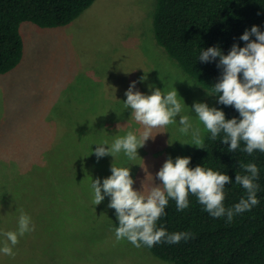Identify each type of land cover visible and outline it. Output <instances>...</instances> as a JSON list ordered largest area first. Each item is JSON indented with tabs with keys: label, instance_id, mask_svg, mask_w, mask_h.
<instances>
[{
	"label": "rangeland",
	"instance_id": "374dc122",
	"mask_svg": "<svg viewBox=\"0 0 264 264\" xmlns=\"http://www.w3.org/2000/svg\"><path fill=\"white\" fill-rule=\"evenodd\" d=\"M154 2L95 0L65 26L22 23L23 60L0 73V191L5 195L4 184L24 174L28 160L37 161L42 168L20 180H32L31 188L37 190L28 209L34 225L51 204V240L35 241L45 238L37 230L23 240L26 233L13 248L14 256L0 253V264H172L146 246L118 241L115 209L108 207L111 198L95 205L90 188L93 179L102 184L111 176L114 164L131 168L133 187L146 193L161 183L156 174L169 157H190L200 149L189 145L191 134L179 132L178 115L175 124L152 130L155 139L147 140L135 160L123 152L97 159V144L110 145L128 131L140 135L144 130L124 105L133 81L135 90L145 94H151L150 85L163 91L176 88L184 103L182 114L201 128L204 141L209 134L191 107L196 102L216 107L217 97L157 41ZM47 178L51 197L43 199L39 187L41 181L48 185ZM4 240L0 235V247Z\"/></svg>",
	"mask_w": 264,
	"mask_h": 264
},
{
	"label": "trees",
	"instance_id": "16d2710c",
	"mask_svg": "<svg viewBox=\"0 0 264 264\" xmlns=\"http://www.w3.org/2000/svg\"><path fill=\"white\" fill-rule=\"evenodd\" d=\"M94 1L0 0V73L13 70L23 60V22L32 21L41 27L65 26L77 19ZM153 25L159 44L203 88L213 92L214 84L222 76V69L217 67L219 57L215 61L202 62L199 60L201 52L215 46L228 54L234 44L245 46L246 42L239 38L252 26H259L264 32V0H155ZM250 39L255 40V36ZM216 97V107L225 112L226 119L241 118L234 106L222 105ZM222 137L223 133L212 140L209 132L204 149L190 155V167H211L228 174L232 183L225 188L227 197L224 203L230 207L247 195L246 190L235 183L237 172L246 174L240 163H255L259 168L256 181L259 184V204L251 211L235 215L229 223L226 217L213 218L194 195H189V207L183 211H178L175 201L170 199L166 214L157 222V227L163 226L169 233L187 231L191 238L176 244L165 241L151 248L146 246L155 256L172 264H264V153L257 150L248 155L241 151L245 147L243 142L236 152H229L230 144H222ZM36 162L33 164L28 160L26 164L29 166L21 171L24 172L22 176L31 174L36 168L41 169ZM19 174L12 176L8 185L4 184L6 196L0 191V235L16 231L22 213L31 217L28 209L32 210L37 190L31 188L32 180L23 182ZM47 182L48 185L41 181L39 187L44 191L43 199L51 197V179L47 178ZM49 202V199L43 200V204ZM45 210L47 214L37 216L35 223V230L45 238L35 237V241L51 240V204ZM116 225L119 226L118 219Z\"/></svg>",
	"mask_w": 264,
	"mask_h": 264
},
{
	"label": "clouds",
	"instance_id": "9594fccd",
	"mask_svg": "<svg viewBox=\"0 0 264 264\" xmlns=\"http://www.w3.org/2000/svg\"><path fill=\"white\" fill-rule=\"evenodd\" d=\"M253 36L255 40L250 39ZM239 39L246 42L244 47L234 44L228 54H224L219 47H209L201 52L199 60L210 62L219 57L217 67L222 69V76L214 84V95L218 96V103L234 106L241 118L226 119L223 110L202 102L194 103L191 109L210 132L212 140L223 133L220 142L230 144L229 152H236L243 142L245 147L241 151L252 155L257 150L264 153V32L260 31L259 26H252ZM142 80H147V76ZM136 83L133 81L126 91L124 105L132 110V117L144 126V130L140 135L128 131L125 136L115 138L110 145L108 141L97 144L99 146L94 154L98 160L107 155L115 158L121 152L129 160H135L138 150L145 146L147 140L155 139L152 130L175 124L178 115L179 132L185 136L191 134L192 142L189 145L204 149L201 128L193 125L189 115L182 114L184 103L178 99L176 88L163 91L150 85L151 94H145L135 90ZM191 159L177 157L173 160L169 157L156 174L161 183L146 193L133 187L135 180L128 167L113 164L111 176L104 178L102 184L99 178L93 179L90 185L93 204H101L106 196L111 198L108 207L115 209L118 219L119 226L115 228L118 241L126 239L137 248L142 245L151 248L165 241L176 244L190 239L191 233L187 231L169 233L165 227H157V222L166 214L170 199L175 201L178 211H183L189 207V195H194L213 218L226 217L229 223L235 215L251 211L259 204V184L256 183L259 168L255 163H240V168L246 174L237 172L235 183L241 185L247 195L233 206L226 207L225 188L232 183L231 177L211 167L198 165L191 168ZM34 230L31 217L22 213L17 230L2 234L5 240L0 253L14 256L13 248L19 243V238Z\"/></svg>",
	"mask_w": 264,
	"mask_h": 264
}]
</instances>
